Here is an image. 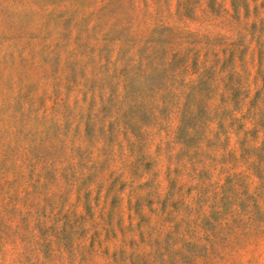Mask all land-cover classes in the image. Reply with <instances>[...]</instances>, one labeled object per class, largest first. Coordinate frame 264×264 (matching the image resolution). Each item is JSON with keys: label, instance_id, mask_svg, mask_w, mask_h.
Wrapping results in <instances>:
<instances>
[{"label": "rangeland", "instance_id": "rangeland-1", "mask_svg": "<svg viewBox=\"0 0 264 264\" xmlns=\"http://www.w3.org/2000/svg\"><path fill=\"white\" fill-rule=\"evenodd\" d=\"M0 264H264V0H0Z\"/></svg>", "mask_w": 264, "mask_h": 264}]
</instances>
